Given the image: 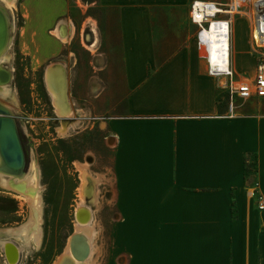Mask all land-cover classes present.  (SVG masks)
I'll list each match as a JSON object with an SVG mask.
<instances>
[{"label": "crops", "instance_id": "obj_1", "mask_svg": "<svg viewBox=\"0 0 264 264\" xmlns=\"http://www.w3.org/2000/svg\"><path fill=\"white\" fill-rule=\"evenodd\" d=\"M192 1L95 3L111 46L99 80L117 87L99 110L118 264H264L251 196H264V112H230L228 81L208 75L197 48Z\"/></svg>", "mask_w": 264, "mask_h": 264}, {"label": "rangeland", "instance_id": "obj_2", "mask_svg": "<svg viewBox=\"0 0 264 264\" xmlns=\"http://www.w3.org/2000/svg\"><path fill=\"white\" fill-rule=\"evenodd\" d=\"M205 1L233 5V0ZM6 2L0 0L9 17L11 42L3 65L11 71L12 95L2 96L0 102L17 120L28 162L24 174L31 165L36 167L39 190L25 194L0 185V229L34 225L33 197L40 193L41 244L32 254L22 255L21 264H62L78 228L76 209L88 206L96 228L90 264H118L112 241L118 220L111 200L114 154L106 144L105 117L99 110L105 93L117 90L99 80L106 50H111L102 22L105 12L96 0H12L9 6ZM251 9L249 4L241 14L232 13L236 81L252 80L264 64V45L256 48L252 41ZM55 71L71 115L56 113L47 83L48 74ZM221 89L231 102L230 91ZM234 105L241 112H264V99L258 97L234 98ZM4 258L1 248V264Z\"/></svg>", "mask_w": 264, "mask_h": 264}, {"label": "bare ground", "instance_id": "obj_3", "mask_svg": "<svg viewBox=\"0 0 264 264\" xmlns=\"http://www.w3.org/2000/svg\"><path fill=\"white\" fill-rule=\"evenodd\" d=\"M6 1V0H5ZM250 2H259L260 0H248ZM8 2V3H7ZM8 6L12 4V0H7ZM244 0H238L237 4H241ZM215 7L209 6V12L214 13ZM10 22L5 8L0 3V99L2 96H11L12 91L10 82L12 79L11 71L6 69L5 64L7 59V51L11 42L10 38ZM264 27V25H263ZM252 32V31H251ZM204 35L208 40V51L212 58L218 55H227V42L225 39L226 34H222V40L217 34V27L212 26L211 30L206 31ZM253 41V39H252ZM264 45V36L261 40ZM223 44V45H222ZM224 53V54H222ZM47 83L51 90V95L55 105L56 113L59 116L71 115V108L64 96V93L59 91L61 85V76L58 71L54 74H48ZM53 86L55 89H53ZM1 101V100H0ZM0 105L4 106L0 102ZM8 110V109H7ZM9 111V110H8ZM4 164L0 157V185L3 188L10 189L16 187L19 191L28 194V192H35L38 188V170L35 166L30 167L28 174L13 175L2 171ZM37 192V191H36ZM37 210V220L32 226L24 225L18 230L13 231L11 228L0 229V250L2 248L5 264H21L22 255H30L34 250L38 249L42 239V198L40 193L33 197ZM77 230L69 240V253L62 264H90V256L92 254V241L93 234L96 230L93 224L92 210L88 206L77 207L76 212ZM78 215V217H77ZM62 262V261H61ZM1 264V261H0Z\"/></svg>", "mask_w": 264, "mask_h": 264}, {"label": "built area", "instance_id": "obj_4", "mask_svg": "<svg viewBox=\"0 0 264 264\" xmlns=\"http://www.w3.org/2000/svg\"><path fill=\"white\" fill-rule=\"evenodd\" d=\"M236 0H233V5L228 3L210 2L205 0H194L190 5L189 19L190 22L197 27L195 36L196 45L201 52L202 57L206 61L207 73L214 78H223L228 81V88L231 95L229 104L230 112L234 111V98L249 100L253 97L264 98V64L259 66L252 80L235 79V71L233 69V19L232 13L241 14V10L251 4L250 19L253 30L251 32L253 43L256 48H260L264 36V0L259 2H250L244 0L240 5H235ZM209 6L215 7V12H209ZM233 11V12H232ZM217 27V34L222 40V34H226L227 55H218L212 58L208 51V40L204 35L206 31H210L212 26ZM223 45V44H222ZM224 54V53H222ZM251 196L255 198L259 211L264 210V196L257 191L256 188L251 190Z\"/></svg>", "mask_w": 264, "mask_h": 264}, {"label": "water", "instance_id": "obj_5", "mask_svg": "<svg viewBox=\"0 0 264 264\" xmlns=\"http://www.w3.org/2000/svg\"><path fill=\"white\" fill-rule=\"evenodd\" d=\"M0 157L4 164L2 171L5 173L19 175L24 173L28 168L26 152L20 138L17 122L13 113H10L1 105Z\"/></svg>", "mask_w": 264, "mask_h": 264}, {"label": "flooded vegetation", "instance_id": "obj_6", "mask_svg": "<svg viewBox=\"0 0 264 264\" xmlns=\"http://www.w3.org/2000/svg\"><path fill=\"white\" fill-rule=\"evenodd\" d=\"M13 115H14V114H13ZM14 118H15V116H14ZM15 120H16V118H15ZM16 122H17V120H16ZM17 125H18V123H17ZM18 129H19V133H20V138H21L22 144H24L23 137H22V134H21V131H20L19 125H18ZM23 147H24V145H23ZM27 163H28V162H27ZM27 165H28V164H27ZM27 170H28V168H27ZM1 258H3V257H1Z\"/></svg>", "mask_w": 264, "mask_h": 264}]
</instances>
